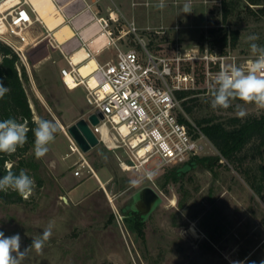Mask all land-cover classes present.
<instances>
[{
	"label": "rangeland",
	"instance_id": "obj_1",
	"mask_svg": "<svg viewBox=\"0 0 264 264\" xmlns=\"http://www.w3.org/2000/svg\"><path fill=\"white\" fill-rule=\"evenodd\" d=\"M88 2L99 17L108 20L122 50L133 49L142 55L144 44L155 57L173 58L177 50L186 54L198 49L204 55L209 49L216 62H211L215 77L210 81L196 72L197 67L206 68L207 62L181 64V71L195 76L196 85L190 91H200V99L211 93L220 65L246 67L256 58L250 44L264 47V20L251 16L240 23L238 44L229 45L227 54L219 56L221 45L213 42L209 30L224 25L222 0H165L163 9L156 7L159 0ZM186 2L191 3V13L182 12ZM54 30L53 37L46 33L48 36L30 39L25 48L27 60L22 61L30 79L25 87L35 121L52 120L59 128L49 151L39 159L42 185L32 177L36 187L27 198L22 197L23 203L0 200V231L5 236L19 234L22 250L41 236L49 222L54 224L42 253L30 251L22 264H262L264 199L254 193L233 164L223 159L215 172L199 168L183 181L161 188L165 171L177 165L124 170L120 162L130 161L127 154L100 143L87 153L81 151L99 179L87 172L88 166L84 175H75L77 162L83 159L78 153L72 154L61 125L67 132L69 126L86 117L91 105L83 86L71 90L62 81V69L70 67L60 49L51 44L64 46L72 56L82 41H72L76 33L68 22ZM250 35L259 39L248 41ZM116 53L113 47L106 49L100 62L115 60ZM240 111L245 114L239 115ZM206 113L221 119L247 118L262 115L264 109L234 101L227 109H213L210 101ZM248 148L242 153L244 163L254 168L258 159L252 146ZM217 155V149L210 145L199 157ZM10 166L8 162L6 167ZM148 172L152 179L146 176ZM146 187L158 194L149 209L143 195ZM122 209L129 216L125 217ZM135 218L144 222L145 241L132 228Z\"/></svg>",
	"mask_w": 264,
	"mask_h": 264
},
{
	"label": "built area",
	"instance_id": "obj_2",
	"mask_svg": "<svg viewBox=\"0 0 264 264\" xmlns=\"http://www.w3.org/2000/svg\"><path fill=\"white\" fill-rule=\"evenodd\" d=\"M9 1L0 0V40L24 62L27 60L25 48L30 44L29 29L40 20L27 0H20L14 6L7 5ZM100 21L111 38L109 45L117 50L116 59L99 63L85 80L81 79L76 66L71 63V52L62 45L55 47L51 44L52 48L60 49L70 67L62 69L64 84L69 88L67 78L71 74L77 87L83 86L86 90L91 108L85 119L100 143L112 151L122 150L127 154L130 161L120 162L124 170L145 169L147 165H178L203 154L212 143L185 113L177 93L189 91L196 85L193 74L181 71L184 61L207 62V81L215 77L211 72V62H215L212 53L208 49L204 55L198 49L186 54L177 50L173 58L155 57L144 44L145 54L142 55L133 49L122 50L113 38L108 20L100 18ZM131 30L135 31V28L131 27ZM222 68H225L224 64L219 66L217 73ZM93 77L98 81L95 88L90 87L88 82ZM106 85L108 89L103 94L102 88ZM92 114L99 118L97 125L89 121ZM181 116L189 123L182 122ZM69 140L72 154L78 153L83 159L77 162L79 166L75 175H84L87 166V172L95 174L75 141L72 138ZM146 176L152 179L151 175Z\"/></svg>",
	"mask_w": 264,
	"mask_h": 264
},
{
	"label": "trees",
	"instance_id": "obj_3",
	"mask_svg": "<svg viewBox=\"0 0 264 264\" xmlns=\"http://www.w3.org/2000/svg\"><path fill=\"white\" fill-rule=\"evenodd\" d=\"M256 8V9H253ZM251 16L264 20V0H222L223 26L212 28L209 33L214 36V43L221 45L220 55H226V48L236 46L240 40L241 22L251 19ZM237 18L238 22L234 19ZM204 38V35H201ZM208 51H210L208 49ZM196 72L201 79L206 77L205 66L197 67ZM0 79L9 93L0 99V121L15 118L24 123L29 131L27 142L19 147L13 154L0 153V177L11 170L19 174L24 170L29 176L34 177L37 184L42 185L40 168L42 164L34 153L35 118L28 97L25 84L29 83V75L22 64L18 54L6 43L0 40ZM200 91H180L177 97L182 100L185 113L196 126L208 137L212 145L217 149L215 157L194 156L188 161L178 164L165 171L160 180L161 188H166L169 183L181 182L186 176L199 168L215 172V167L221 165L220 160H225L235 166L238 172L247 179L254 193L264 199V113L260 116L241 118L239 116L221 119L216 115L209 116L206 110L213 99L212 91L205 99H200ZM241 103L238 98L233 100ZM182 122L189 123L181 116ZM255 151L254 158L258 159L254 168L246 167L243 151L250 147ZM11 163L9 168L7 163ZM255 170V171H254ZM0 200L5 203H23V198L15 191H0ZM125 217L129 216L123 210ZM133 229L139 237L145 241L144 222L142 218H135Z\"/></svg>",
	"mask_w": 264,
	"mask_h": 264
},
{
	"label": "clouds",
	"instance_id": "obj_4",
	"mask_svg": "<svg viewBox=\"0 0 264 264\" xmlns=\"http://www.w3.org/2000/svg\"><path fill=\"white\" fill-rule=\"evenodd\" d=\"M165 6V0H159L156 5L159 9ZM182 12H192L190 2L183 5ZM247 39L256 41L259 37L250 35ZM250 50L256 58L250 60L246 67L230 65L218 72L212 86L211 106L213 109H227L237 98L245 104L254 103L257 108L264 109V47L253 42L250 44ZM9 91L10 89L0 79V99H3ZM244 114V111L239 113L241 116ZM35 124V128L32 129L35 137L34 155L40 159L49 151L48 145L54 142L59 128L56 122L42 118L37 119ZM28 131V127L15 118L0 121V153L13 154L19 147H23L27 142ZM147 175L150 176L151 173ZM35 187L34 178L24 170H21L18 175L9 170L0 177V191L7 192L11 189L24 198L31 195ZM53 226V222H49L41 236L34 238L31 245L23 250L19 234L5 236L4 232L0 231V264H22L30 251L35 250L37 254L42 253L46 242L52 236Z\"/></svg>",
	"mask_w": 264,
	"mask_h": 264
},
{
	"label": "bare ground",
	"instance_id": "obj_5",
	"mask_svg": "<svg viewBox=\"0 0 264 264\" xmlns=\"http://www.w3.org/2000/svg\"><path fill=\"white\" fill-rule=\"evenodd\" d=\"M27 1L32 7V9L35 11L37 16L39 17L40 22H42L46 26V28L51 32L52 37L56 26L59 24L61 25V23L67 22L61 8L59 7V5H57L58 3L56 4L55 0H27ZM18 3H20V0H10L7 5L14 6V5H18ZM52 23L54 24L56 23V24L51 25ZM87 43H88L87 44L88 47L92 50V52L96 54L102 49H104L105 46H107L110 43V41L107 33L105 31H101L94 37L88 36ZM70 61L74 66H76L77 70L79 71L81 79L84 80L86 78H89L99 66L98 60L94 55L91 54V51L87 48L86 45L79 47L70 57ZM67 81L69 84V89L73 90L77 88V83L76 81L73 80V76L71 74L68 75ZM88 82L90 83V87L93 88L97 87L98 85V81L94 77L88 79ZM106 89H108V85L102 88L103 94L106 92ZM61 127L62 130L66 133L67 137L71 139V137L67 134L64 126L61 125ZM172 202H174V200Z\"/></svg>",
	"mask_w": 264,
	"mask_h": 264
},
{
	"label": "crops",
	"instance_id": "obj_6",
	"mask_svg": "<svg viewBox=\"0 0 264 264\" xmlns=\"http://www.w3.org/2000/svg\"><path fill=\"white\" fill-rule=\"evenodd\" d=\"M55 2L56 4L58 3L57 5H59V7L61 8L66 21L70 23V25L75 30L76 35L72 41H78L79 43H81V41L82 43L85 42V45L91 51V54L96 57L99 63H101V58L105 54H103V52L106 49L112 48L113 46L110 47L111 45L108 44L104 49L95 54L87 45L88 43L86 36L92 37L99 31H103V27L100 21L101 17L96 14L95 10L93 9V5L89 3L88 0H55ZM28 33L29 39L31 40L37 39L44 35L51 36V32L42 22H35L29 29ZM46 33L48 35H46ZM109 40H111L110 37ZM105 62L106 61H104L103 63ZM96 176L97 173L95 172L94 177L96 179H99V177Z\"/></svg>",
	"mask_w": 264,
	"mask_h": 264
},
{
	"label": "water",
	"instance_id": "obj_7",
	"mask_svg": "<svg viewBox=\"0 0 264 264\" xmlns=\"http://www.w3.org/2000/svg\"><path fill=\"white\" fill-rule=\"evenodd\" d=\"M89 121L92 125H97L99 123V118L95 114H92L89 116ZM67 133L71 136L83 153L89 152L92 148L100 144L98 137L93 132L85 118H82L74 125L69 126ZM143 195L147 209L152 207L158 199L157 192L151 187H146Z\"/></svg>",
	"mask_w": 264,
	"mask_h": 264
}]
</instances>
